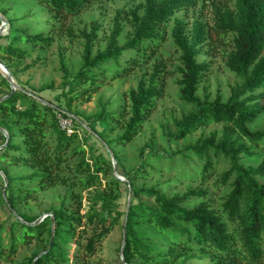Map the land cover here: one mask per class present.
<instances>
[{
	"label": "trees",
	"instance_id": "1",
	"mask_svg": "<svg viewBox=\"0 0 264 264\" xmlns=\"http://www.w3.org/2000/svg\"><path fill=\"white\" fill-rule=\"evenodd\" d=\"M35 1L45 7L56 21L76 15L90 4L108 0ZM196 1L143 0L133 8L117 10L104 49L94 55L92 42L97 27L92 25L91 30L83 35L82 63L69 84L74 87L91 86L104 73L103 67L113 65L116 75H122L144 65L154 54L153 45L162 37L160 26L168 23L175 13L193 7ZM226 1L233 2V8L216 10L213 27L193 20L190 28L186 29L185 22L173 18L170 34L179 52L180 67L177 71L180 79L176 81L179 98L193 109L181 119L178 132L170 139H183L193 129L209 122L230 125L224 126L221 139L215 140L214 136L211 139L199 138L186 150L187 154L183 151L177 154L183 161L190 159L189 154L195 159V162L183 163L181 175L187 173L185 169L199 168L202 181L209 177L213 165L220 158L228 162V169L218 178L220 184L227 186V193L222 196L220 204L215 208L208 201L191 204L195 199L205 198L206 190L188 189L183 194H164L153 188L134 186L132 182L143 176L147 167L142 151L138 166L120 174L127 184L115 179L109 158L102 154L94 155L92 150L86 158L84 148L74 146L79 140L78 126L71 134L60 130L56 118L59 107L50 108L16 91L0 101V118L7 120L0 128L8 136L6 139L0 131V157H7L11 166L32 169L28 179H37L39 189L57 184L82 190L95 188L94 192L85 195L88 205L84 214L79 215V210L76 214L68 213L60 205L57 210L48 212L49 215L40 223L31 225L34 219L15 214V205L20 198H27L32 190L20 188V192L25 190L26 193L14 194L18 188L12 186L14 180L2 170L7 180L5 203L15 212L16 218L7 228L10 232L13 225L20 228L22 244H29L32 239L40 241L44 234L47 238V245L39 257V254H34L16 264H87L97 246L119 219L124 218L125 211L121 213L117 209L121 184L129 185L131 198L137 200L136 204L130 202L125 223L123 220L124 245L120 257L125 264H133L134 259H138L140 264H264V161L257 167L240 164L241 156L252 153L244 144L238 143L239 137L251 143L264 137V131L251 132L248 128L264 114V0ZM121 19L129 26V36L122 45L118 41L123 31ZM7 24L9 41L0 46V53L20 59L27 54L17 46L18 42L24 41L43 49L53 42L43 33L35 34L29 28L14 27L11 21ZM211 31L230 37V49L222 54L224 66L239 80L225 102H220L219 98L209 102L206 96L201 100L196 94L202 77L209 69L210 63L203 61L201 55L206 53ZM123 53L129 54L127 58L122 59ZM0 62L8 70L16 67L4 63L2 57ZM162 73L161 66L154 64L147 80L143 76L129 91V117L125 122L122 115L107 113L104 109L90 117L92 123L86 126L89 130L84 129L83 141H86V136H94L104 149L111 151L118 165L112 146L130 142L147 120L155 105L153 100L161 93ZM0 85L8 89L4 95L7 96L10 88L1 75ZM88 91L85 89L72 98L88 101ZM72 98L67 99V104ZM21 99L26 101V105L20 103ZM66 113L63 111L61 115L66 117ZM108 121L121 123L122 132L107 141L94 131L93 123L105 124ZM107 131L112 132L113 128L108 127ZM235 133L239 136L233 138ZM175 155L171 152L163 157H158L161 156L159 154L149 156L165 159L171 165ZM75 156L77 159L69 162ZM142 197L152 202L147 204ZM141 226L146 228L139 230ZM2 228L0 225V230ZM156 235H161V238L154 240ZM14 245L12 242L11 251Z\"/></svg>",
	"mask_w": 264,
	"mask_h": 264
},
{
	"label": "rangeland",
	"instance_id": "2",
	"mask_svg": "<svg viewBox=\"0 0 264 264\" xmlns=\"http://www.w3.org/2000/svg\"><path fill=\"white\" fill-rule=\"evenodd\" d=\"M143 0H108L99 1L88 5L76 15L61 17L54 20L51 13L45 7L35 0H0V16L7 21L12 22L14 27L29 28L31 33H43L53 39L50 46L43 49L37 46L25 44L24 41L18 42V47L25 50L26 56L20 59L8 56L4 52L0 53L3 62L8 65H15V68L8 70L12 74L14 82L24 90L39 96L60 110L67 112L72 117V128L78 126V142L74 145H80L84 148L85 157L92 150L94 155L102 154L105 158H110L107 151L94 136H85L84 126L92 123L89 119L96 113L104 109L107 113H117L122 115V121L129 117L128 93L134 89L137 82L152 72L154 64H158L163 69L161 78L163 85L159 97L155 98L154 108L149 113L147 120L137 129L133 139L123 146H112L116 154L118 165L115 162L117 175L131 169H135L140 162V153L142 159L145 158L147 167L143 176L136 178L132 183L136 187L144 189L153 188L164 194H183L188 189L206 190L207 196L203 199H195L193 203L208 201L213 208L220 204L222 196L227 193V186L218 182L219 175L228 169V162L220 158L214 165L213 171L209 177L202 181L199 175V168L186 170V174L181 175L183 163L189 164V161L195 159L191 154L186 161L178 154L179 151L188 153V148L195 145L199 138L215 140L222 138L224 126L226 123L209 122L208 125L193 129L183 139L173 140L170 136L176 134L179 130L181 119L191 113V106L184 104L179 98V88L176 81L180 79L178 68L180 67L179 52L176 50L171 38L173 28V18H177L186 23V29L190 28L193 20H199L211 28L214 26V12L221 9L232 10L233 2L226 0H197L195 5L186 11H179L166 24L160 26L159 31L161 39L153 45L154 54L148 59L147 63L137 66L130 72L122 75H116L115 66L103 67L102 76L97 77L90 86L85 84L81 87H74L69 82L74 78L81 66L82 52L84 45V34L88 33L92 25L96 28V37L92 42V54L102 51L107 43L110 32L113 28V18L117 10H127L133 8ZM2 12V13H1ZM123 31L118 41L122 45L129 36V26L124 20H120ZM2 22L0 21V26ZM8 33V24L4 26L0 35V46L8 43L6 34ZM230 37H224L214 31L210 32L209 45L205 47L206 53L201 55V59L209 62V69L202 77L197 89V96L202 100L206 96L209 102L219 98L220 102H225L230 95L231 88L239 82L230 74L224 66L223 52L230 49ZM129 54L123 53L122 59L127 58ZM26 68V69H25ZM85 89L89 91L88 101L84 98L72 97ZM71 90V93H69ZM8 93V89L0 85V99ZM86 96V95H84ZM72 100L67 104V99ZM21 104L26 105V101L21 99ZM74 121L78 124H75ZM121 121V122H122ZM6 119L0 118V127ZM112 127L113 131L108 132L107 128ZM94 131L108 141L112 140L122 132L121 123L115 124L108 121L105 124L101 122L93 123ZM251 132L264 131V114H262L255 123L248 127ZM1 129V128H0ZM3 132L4 130L1 129ZM5 133V132H4ZM238 133L233 138L238 137ZM238 143L244 144L249 148L252 155H243L239 161L243 166L257 167L264 161V137L256 143H251L243 137H239ZM173 152L175 158L170 165L168 161L160 158H151L149 155H161L163 157ZM77 157H72L69 162H74ZM112 166V165H111ZM14 180L12 186H17L14 194L20 192V188L32 190L27 198H20L15 205V212L11 211L5 203L6 193L4 187L3 173ZM190 172V174L188 173ZM33 172L26 166H11L7 157H0V264H16L34 254H40L47 245L46 234L40 241L31 240L29 244L20 242L21 230L13 225L11 231L7 228L16 220L13 213L33 218L34 222H40L49 215L51 210H57L63 205L68 213L72 212L82 215L87 210L85 195L94 192L95 188L82 190L80 188H71L67 185H54L45 189H39L38 180H29L28 176ZM192 172V173H191ZM112 174V170H111ZM125 179L124 177H122ZM262 180V178H260ZM33 188V189H32ZM23 190L20 193L25 194ZM121 196L117 201V209L122 213L126 209L128 195V186L120 185ZM142 200L150 204L151 199L142 197ZM130 202L136 204L137 200ZM190 204V205H191ZM123 220L121 217L110 233L97 246L95 254L88 259L87 264H121L120 247L123 236ZM39 222V223H40ZM146 227L141 226L139 230ZM161 235H156L154 240H158ZM12 242L15 243L13 251L10 250ZM74 247V245H71ZM133 264H140L138 259L132 261Z\"/></svg>",
	"mask_w": 264,
	"mask_h": 264
},
{
	"label": "water",
	"instance_id": "3",
	"mask_svg": "<svg viewBox=\"0 0 264 264\" xmlns=\"http://www.w3.org/2000/svg\"><path fill=\"white\" fill-rule=\"evenodd\" d=\"M0 21L2 22V24H1V26H0V29H2V30H0V35H1V34H2V31H3V29H4V26L7 24V22L3 19L2 16H0ZM0 75L5 79V81L7 82V84L9 85V88H10V92H9V94H8L7 96L2 97V98L0 99V101L3 100V99L6 98V97H9L10 95H12V94H13L14 92H16V91H21V92H23L24 94H26V95H28V96H31L32 98H34L35 100H37L38 102H40V103L43 104V105L49 106L50 108H53V109L56 108L55 106H53L52 104H50V103L46 102L45 100L39 98L38 96H36V95H34V94H32V93H30V92L24 90L23 88L19 87V86L14 82V80H13V78H12V75L10 74V72L8 71V69H7V68L5 67V65H4L3 63H1V62H0ZM58 112L63 113L62 110H58ZM66 116H68V115L66 114ZM68 117H70V116H68ZM70 118L73 119L72 117H70ZM84 128H85L86 130H89L86 126H84ZM0 131L3 133V135H4L5 138L7 139V138H8L7 134L4 133L1 129H0ZM105 150L107 151V153L109 154V156H110V158H111L112 175H113V177H114L115 179H117V180H119V181L124 182V183L127 184V181H126L125 179H123L122 177H120V176L117 175L116 166H115V160H114V158H113V155H112L111 151H110L108 148H106V147H105ZM3 180H4V187H3V189H2V193L4 194V189H5L6 184H7V180H6V178H5L4 175H3ZM127 186H128V195H129V198H128V200H127V204H126V209H125V214H124V223H125V221H126V216H127L128 208H129V205H130V196H131V193H130V187H129V185H127ZM8 206H9V205H8ZM9 208H10V207H9ZM13 214H14V213H13ZM47 216H48V215H47ZM22 222H23V221H22ZM39 222H40V220H37V221L31 223V225L38 224ZM23 223H24V222H23ZM124 223H123V225H124ZM52 226H53V221H51V227H52ZM123 227H124V226H123ZM52 235H53V230H51V238H52ZM123 245H124V229H123V236H122V244H121V247H120V256H121V252H122V249H123ZM42 253H43V252H42ZM42 253H40L37 257H39ZM35 259H36V258H35ZM34 261H35V260H34ZM121 261H122L123 264H125V263L123 262L122 257H121Z\"/></svg>",
	"mask_w": 264,
	"mask_h": 264
},
{
	"label": "built area",
	"instance_id": "4",
	"mask_svg": "<svg viewBox=\"0 0 264 264\" xmlns=\"http://www.w3.org/2000/svg\"><path fill=\"white\" fill-rule=\"evenodd\" d=\"M62 113L58 112L57 114V123L60 130L66 132V134H71L73 132L72 119L68 116L63 117Z\"/></svg>",
	"mask_w": 264,
	"mask_h": 264
},
{
	"label": "bare ground",
	"instance_id": "5",
	"mask_svg": "<svg viewBox=\"0 0 264 264\" xmlns=\"http://www.w3.org/2000/svg\"><path fill=\"white\" fill-rule=\"evenodd\" d=\"M0 30H2V29H0Z\"/></svg>",
	"mask_w": 264,
	"mask_h": 264
}]
</instances>
